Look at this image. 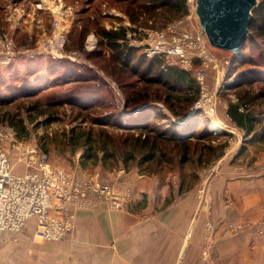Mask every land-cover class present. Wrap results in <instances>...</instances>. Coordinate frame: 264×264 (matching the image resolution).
I'll list each match as a JSON object with an SVG mask.
<instances>
[{
  "label": "rangeland",
  "instance_id": "1",
  "mask_svg": "<svg viewBox=\"0 0 264 264\" xmlns=\"http://www.w3.org/2000/svg\"><path fill=\"white\" fill-rule=\"evenodd\" d=\"M130 6V0H0V31L7 32L12 37L15 46V56L11 60L12 62L10 61L8 66L0 68V125L10 131L17 141L30 140L37 143L47 154L48 163L51 166L58 167L65 173L78 178L97 179L101 182H119L115 179L114 174L118 171L117 169L108 170L99 164L94 166L90 163L82 167L79 159L81 149L73 151V147L69 144L68 131L76 124V115L80 111L65 104L66 99L64 98L69 94L68 86L72 84L65 80L67 77L63 75L62 65L67 66L68 63H72L76 69L83 65L92 68L101 76V81L106 83V89L109 90V92L106 91L101 82L96 84V89L99 90L95 95L98 99L97 106L81 112L84 119L104 115L114 109V107H106V104H113L116 109L122 111L125 98L117 84L106 76L93 61L86 58L85 52L82 51V60L55 58L64 61H53L54 57L50 56L52 57L50 58L49 55L40 51L39 40L43 33L49 32L54 19L60 21V24L67 28V43L64 48L67 52L74 49L82 50L80 47L81 34L84 37L83 46L88 50L93 48L99 50L97 47L98 35L95 31L97 26L114 30L124 28L126 35L131 34V37H126L127 43L139 49V52L148 59L153 58L148 57L143 51V45L140 43L144 39L142 30H159L165 28L167 24L164 26L162 23L163 20L158 15V13H162L158 10L153 13L154 18L148 19L143 15H136ZM182 19L183 16L174 18L173 22ZM188 24L197 30L201 29L196 15L184 22L186 28L190 27ZM130 39L137 40V44L131 45ZM93 44L95 45L90 48ZM210 49L217 56H232V53L212 46ZM258 50L259 48L253 51L246 49L245 56L256 58ZM161 59L164 63H168L167 58L162 57ZM247 62L244 66L233 67L231 71L229 68H225L222 73L220 72L218 80L215 78V74H211V77L207 79L212 91L217 87V98L215 104L212 105L211 113L206 116L208 119L206 129L214 135L225 134V136H219L213 142L208 143L213 147L224 144V142L225 145L223 148H216L213 153V155L219 154V158H215L206 165L198 166L197 163L190 161H186L184 164L183 171L186 172V175H194L193 170L197 166L195 169L199 179L194 184L200 186L201 189L207 186L210 177L216 173L217 165V167L225 165L236 168L239 175L242 174V176L254 173L250 177H264V83L254 82L251 85L238 86L236 89L227 86L233 81L237 72L245 71L246 68L252 66L250 65L251 60ZM38 71L42 73L41 84L36 77ZM82 72L79 74H91ZM239 96L247 102L245 109L247 108L249 114L253 115L257 122L254 128L261 138L260 141H248L246 133L237 128L226 113L228 104L238 102ZM102 103L104 105H101ZM50 105L58 107H50ZM158 105L161 106V103ZM163 112L170 116L165 109ZM157 122L165 126L168 120L159 118ZM212 122L220 124L221 130L218 132L212 130L210 127ZM204 141L207 142L206 139ZM4 144L10 152L11 161L15 162L17 156L11 148V141L6 140ZM250 164L254 166V172L245 168ZM244 165L246 166L241 171L240 169ZM174 170H163L158 175L174 177L175 183H177L182 171L177 168ZM26 171L28 169L22 165H15L13 168V172L17 174ZM190 180H192L191 177L185 181L189 182ZM226 202L230 209L234 206L232 199ZM262 205L264 206V203ZM261 218L255 222L228 221L224 225L223 234L236 236L249 230L257 236H262L264 235V215ZM229 224L241 225V228H238L235 233H229L227 231ZM259 230L261 233H258ZM212 232V225L208 221L206 223L207 234L201 250L202 264H221L219 255L211 243ZM3 233H0V239L8 238L14 244H9L7 247L0 246V264H71V259L59 256L61 253L59 254L58 247V256L53 258L55 244L59 240L50 243L42 242L34 238L33 230L32 232L30 230V234L25 236L28 242L21 244L19 238L22 236Z\"/></svg>",
  "mask_w": 264,
  "mask_h": 264
},
{
  "label": "trees",
  "instance_id": "2",
  "mask_svg": "<svg viewBox=\"0 0 264 264\" xmlns=\"http://www.w3.org/2000/svg\"><path fill=\"white\" fill-rule=\"evenodd\" d=\"M130 4L136 15L148 19L154 18L153 13L158 10L162 13L158 15L164 26L186 14L185 0H130ZM248 30L240 50L231 56L229 70L244 66L248 60L252 61V66L246 68V72H237L233 81L227 84L228 88L236 89L254 82L264 83V0H259L252 9ZM95 31L99 50L93 48L85 51L82 34L80 47L86 58L117 84L125 101L122 111L113 104H106V107L114 109L104 115L84 119L81 112L97 106L95 95L99 90L96 84L101 82L106 89V83L88 66L76 69L72 63L62 65L63 75L67 77L65 80L72 84L68 86L69 94L64 98L65 104L80 111L76 115V124L68 131V141L73 151L81 149V166L99 164L108 170L124 169V172L137 166L141 173L149 175H158L163 170L175 171L177 168L182 171L180 189L187 185L185 180L189 177L192 178L190 183H195L199 179L195 169L197 166L193 170L195 176L186 175L184 164L190 161L200 166L218 159L219 154L213 153L216 148H223L225 142L214 147L208 142L225 134L214 135L207 131L208 119L202 110L191 112L199 96L193 73L177 65L164 63L158 56L148 59L139 49L127 43L124 28L114 30L97 26ZM257 48L256 58L245 56L246 49L253 51ZM82 71L91 74H79ZM36 75L41 84L42 73L38 71ZM246 103L239 96L238 102L228 104L226 113L235 126L246 133L248 141H260L254 128L257 122L245 109ZM159 118L168 120L167 124H158Z\"/></svg>",
  "mask_w": 264,
  "mask_h": 264
},
{
  "label": "crops",
  "instance_id": "3",
  "mask_svg": "<svg viewBox=\"0 0 264 264\" xmlns=\"http://www.w3.org/2000/svg\"><path fill=\"white\" fill-rule=\"evenodd\" d=\"M217 166L203 189L190 181L180 189L174 177L146 175L137 166L116 171L115 179L131 189L126 208L76 211L70 233L55 244L53 258L58 247L59 256L71 259V264H202L209 221L211 243L221 264H264V235L249 230L236 236L223 234L228 221L263 218L264 177L242 176L236 168ZM245 168L254 170L251 164ZM230 199L231 209L226 202ZM30 230H34L32 219L15 233L22 236L21 244L28 242L25 236ZM9 244L14 242L0 239V246Z\"/></svg>",
  "mask_w": 264,
  "mask_h": 264
},
{
  "label": "built area",
  "instance_id": "4",
  "mask_svg": "<svg viewBox=\"0 0 264 264\" xmlns=\"http://www.w3.org/2000/svg\"><path fill=\"white\" fill-rule=\"evenodd\" d=\"M185 3L186 14L181 21H172L159 30H142L144 39L140 43L148 57H165L167 64L193 73L199 96L190 110H202L208 116L216 102L217 87L212 91L207 79L215 74L218 80L220 72L229 68L231 57L217 56L211 51L201 29L197 30L190 24V27L184 26V22L196 15V0H185ZM60 23L54 19L49 32L41 35L40 51L54 58L82 60L83 50L65 51L67 28ZM126 37H131V34ZM130 44H137V40L130 39ZM83 49L88 51L85 46ZM14 56L12 37L0 31V68L9 64ZM6 140L11 141V148L16 153L15 162L10 159V152L4 144ZM15 165H22L28 171L14 173ZM119 172L123 173L124 169ZM131 196V189L120 182L78 178L51 166L47 154L37 143L17 141L0 125V232L15 234L32 219L34 238L40 241L61 240L70 233L76 211L98 207L123 211ZM238 228L241 225L229 224L227 231L235 233Z\"/></svg>",
  "mask_w": 264,
  "mask_h": 264
},
{
  "label": "water",
  "instance_id": "5",
  "mask_svg": "<svg viewBox=\"0 0 264 264\" xmlns=\"http://www.w3.org/2000/svg\"><path fill=\"white\" fill-rule=\"evenodd\" d=\"M257 2L258 0H196L195 14L209 45L236 54L249 33L248 21Z\"/></svg>",
  "mask_w": 264,
  "mask_h": 264
},
{
  "label": "bare ground",
  "instance_id": "6",
  "mask_svg": "<svg viewBox=\"0 0 264 264\" xmlns=\"http://www.w3.org/2000/svg\"><path fill=\"white\" fill-rule=\"evenodd\" d=\"M92 39V38H91ZM90 41H88L89 43ZM91 43V42H90ZM212 130H215L216 132L220 131L222 126L216 122H212V124L210 125Z\"/></svg>",
  "mask_w": 264,
  "mask_h": 264
}]
</instances>
